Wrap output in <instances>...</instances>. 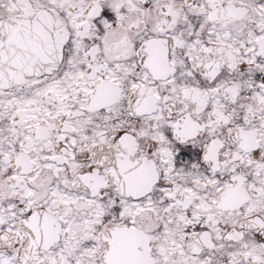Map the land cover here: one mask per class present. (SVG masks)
I'll list each match as a JSON object with an SVG mask.
<instances>
[{
    "label": "snow or ice",
    "instance_id": "1",
    "mask_svg": "<svg viewBox=\"0 0 264 264\" xmlns=\"http://www.w3.org/2000/svg\"><path fill=\"white\" fill-rule=\"evenodd\" d=\"M0 264H264V0H0Z\"/></svg>",
    "mask_w": 264,
    "mask_h": 264
}]
</instances>
